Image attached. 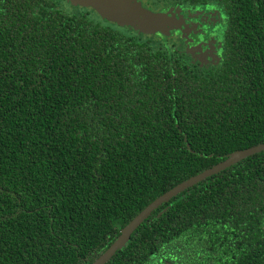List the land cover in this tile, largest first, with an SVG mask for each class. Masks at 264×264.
<instances>
[{
    "label": "trees",
    "instance_id": "16d2710c",
    "mask_svg": "<svg viewBox=\"0 0 264 264\" xmlns=\"http://www.w3.org/2000/svg\"><path fill=\"white\" fill-rule=\"evenodd\" d=\"M61 2L0 0V264H90L160 195L264 143V0H144L217 9L202 67ZM105 264H264V151L164 202Z\"/></svg>",
    "mask_w": 264,
    "mask_h": 264
},
{
    "label": "rangeland",
    "instance_id": "374dc122",
    "mask_svg": "<svg viewBox=\"0 0 264 264\" xmlns=\"http://www.w3.org/2000/svg\"><path fill=\"white\" fill-rule=\"evenodd\" d=\"M60 2L65 1L64 6L70 10L75 11L76 9H86L96 14L103 22L109 25L115 26L119 29L130 31L136 35L144 38L154 40L153 42L161 43L166 46L168 50L173 52L183 53L186 51L185 47L188 45V39L190 33L193 32V27L200 24L201 28H204V33H208L210 42L219 46V39H217L218 31L221 30L219 23L216 20L204 21L200 19L199 23H189L188 17L182 13V9H154L144 3L143 0H133V3L138 8L141 15H131L128 19H115L108 15L96 2L95 0H59ZM61 2V4H62ZM75 9V10H74ZM215 15V14H214ZM201 33V32H199ZM211 33V35H210ZM208 37V36H207ZM201 40V39H199ZM201 43L198 44V46ZM196 46V47H198ZM192 48H188L189 52H192L194 60L198 61L200 65L203 64H215L218 57L211 55L208 50L203 54H194ZM215 50V49H214ZM216 51V50H215ZM212 53V52H211ZM208 57L210 60H208Z\"/></svg>",
    "mask_w": 264,
    "mask_h": 264
},
{
    "label": "water",
    "instance_id": "95a60500",
    "mask_svg": "<svg viewBox=\"0 0 264 264\" xmlns=\"http://www.w3.org/2000/svg\"><path fill=\"white\" fill-rule=\"evenodd\" d=\"M95 2L111 17L115 19H128L131 15H141L133 0H95ZM264 151V143L256 146H252L242 150H236L228 154L222 161L218 162L214 166L203 170L202 172L191 176L190 178L182 181L178 185L174 186L164 194L149 203L140 213H138L127 225L121 230L116 239L110 244V246L92 263L90 264H105L114 253L122 248L131 237L135 229L146 219L151 212L156 210L164 202H167L172 197L176 196L180 192L184 191L188 187L202 181L203 179L214 175L234 164L240 160L252 156L256 153Z\"/></svg>",
    "mask_w": 264,
    "mask_h": 264
},
{
    "label": "flooded vegetation",
    "instance_id": "af4514ba",
    "mask_svg": "<svg viewBox=\"0 0 264 264\" xmlns=\"http://www.w3.org/2000/svg\"><path fill=\"white\" fill-rule=\"evenodd\" d=\"M144 1V0H143ZM171 9H182V13L185 15V17H188V22L189 23H199L200 19L204 21H209L210 20H216V23H219L220 21V16L218 14V11L216 8H214L213 5H209V6H189V5H180V6H170L168 9H164V10H171ZM75 10V9H74ZM84 10V9H83ZM215 14V15H214ZM222 30V29H221ZM218 31L217 34V39H219V46L215 45L210 42V37L209 34L206 32L204 33V28L200 27V24H197V26L193 27V32L190 33V37H192V39H188V45H186L185 47L188 48H192L191 50L194 51V54H203L204 52H206L208 50V52H210L211 55L218 57V60L215 64H203L200 65L198 63V61L194 60V58L192 57V52L188 51V48H186V51L183 53L178 52V54L183 58V61L188 63V64H197L199 66H209V65H217L219 63L220 60V48H221V44H222V38H221V34L222 32ZM201 32V33H199ZM211 35V33H210ZM208 36V37H207ZM201 39V40H199ZM201 43L199 46L198 44ZM198 46V47H196ZM216 51H215V50ZM208 60H210V58L208 57Z\"/></svg>",
    "mask_w": 264,
    "mask_h": 264
}]
</instances>
